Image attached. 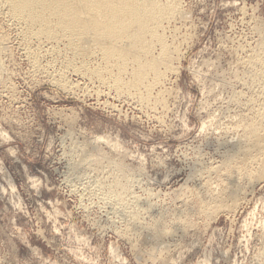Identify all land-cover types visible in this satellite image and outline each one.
I'll return each mask as SVG.
<instances>
[{
	"label": "rangeland",
	"instance_id": "1",
	"mask_svg": "<svg viewBox=\"0 0 264 264\" xmlns=\"http://www.w3.org/2000/svg\"><path fill=\"white\" fill-rule=\"evenodd\" d=\"M181 2L186 21L175 25L185 41L164 109L99 94L73 73L79 90L61 91L48 78L59 62L46 55L35 71L0 13V264H264V179L209 215L196 197L204 168L223 159L249 111L242 61L259 38L264 0ZM83 148L101 161L76 175ZM155 223L178 229L156 238Z\"/></svg>",
	"mask_w": 264,
	"mask_h": 264
},
{
	"label": "bare ground",
	"instance_id": "2",
	"mask_svg": "<svg viewBox=\"0 0 264 264\" xmlns=\"http://www.w3.org/2000/svg\"><path fill=\"white\" fill-rule=\"evenodd\" d=\"M1 12L17 27L25 44L23 53L35 71L42 68L41 59L46 55L52 56L48 64L59 62L56 73L52 71L48 78L61 91L79 90V80L71 81L68 77V73H73L87 79L88 83L98 84L95 92L99 94L100 87H105L116 96L132 99L141 105L139 107L164 109V84L177 69L179 48L185 41V37L182 41L180 39L181 42L178 40L179 26L175 25L187 17L181 0H0ZM257 23L258 29L254 30H258L259 38L242 61L249 73L245 86L253 90L245 101L249 111L238 122L237 136L229 141L223 159L204 168L210 174L216 173L215 179L211 180L210 174H206L208 176L204 180L202 176V182L196 186L199 210L208 215L216 209L235 207L241 196H245L246 185L264 179V22L260 26V22ZM31 44L35 47L32 48ZM241 93L239 95L243 98ZM109 94L106 97H111ZM84 148L71 163L76 175L84 171L82 168L101 161L97 157L100 153L90 158V152L88 154ZM116 168L122 169L121 165ZM196 172L201 170H194L192 176ZM127 184H122L123 191H129ZM122 212L126 215L128 210ZM129 214L133 219L137 216L135 211ZM174 222L183 226L182 231L189 226L180 221L178 215ZM176 229L155 223L150 233L156 238H164ZM163 248L167 249L165 245Z\"/></svg>",
	"mask_w": 264,
	"mask_h": 264
},
{
	"label": "clouds",
	"instance_id": "3",
	"mask_svg": "<svg viewBox=\"0 0 264 264\" xmlns=\"http://www.w3.org/2000/svg\"><path fill=\"white\" fill-rule=\"evenodd\" d=\"M10 155H12L13 157H15V156H16V152H15V151H12V152L10 153Z\"/></svg>",
	"mask_w": 264,
	"mask_h": 264
}]
</instances>
